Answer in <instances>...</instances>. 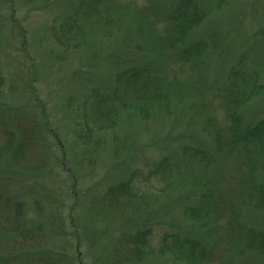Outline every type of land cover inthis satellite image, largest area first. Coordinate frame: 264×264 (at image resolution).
Instances as JSON below:
<instances>
[{
    "label": "trees",
    "instance_id": "obj_1",
    "mask_svg": "<svg viewBox=\"0 0 264 264\" xmlns=\"http://www.w3.org/2000/svg\"><path fill=\"white\" fill-rule=\"evenodd\" d=\"M62 2L71 5L62 13L63 34L72 32L67 31L69 18L83 20L80 32L94 17L106 26L104 35L115 36L114 46L118 43L109 54L85 56L70 73L73 80L67 81L80 87L72 86L77 91L70 96L77 104H72L75 114H68V131L75 143L88 145L93 152L99 145L95 132L114 131L123 116L148 125L159 119L164 125L172 116L177 125L186 118L196 102L189 99L191 95L184 100L188 81H179L174 70L201 65L220 34L215 28L211 32L201 28L213 26L210 14L233 0ZM73 41L80 45V39ZM120 46L124 52H138L127 57L119 53ZM96 63L104 64L107 73ZM230 78L209 85L215 102H203L204 114L196 108L195 116L188 118L187 124L193 125L188 141H183L185 134L181 139L167 134L163 139L168 140L156 137L153 141L161 143H151L162 155L149 159L146 177L156 175L182 187L174 196L169 194L162 210H154L163 225L157 246L148 238L158 214L143 212L129 222L119 211L131 203L133 176L141 172L140 163L132 168L133 155L127 154L113 162L111 175L102 177L100 198L111 205L113 220L122 223L108 235L98 264H264V111L255 108L264 104V77H245L239 86L230 85ZM10 90L0 64V264H88L84 255L94 236L90 233L88 244L83 234L93 218L92 201L84 196L85 189L79 198L77 173L65 166L59 124H50L35 88ZM86 158L88 167L91 158ZM83 159L81 155L77 160ZM183 162L190 166L187 185L182 180L186 173L180 171ZM54 165L62 170L54 176L59 192L51 194L44 184L51 177L44 175L52 174ZM66 196L71 199L65 201ZM76 211L77 216L71 215ZM169 211L174 217L168 218ZM78 217L83 230L73 220Z\"/></svg>",
    "mask_w": 264,
    "mask_h": 264
},
{
    "label": "rangeland",
    "instance_id": "obj_2",
    "mask_svg": "<svg viewBox=\"0 0 264 264\" xmlns=\"http://www.w3.org/2000/svg\"><path fill=\"white\" fill-rule=\"evenodd\" d=\"M138 2L141 4L140 0ZM70 10V3L63 6L62 0H0V64L5 77V87L11 89L9 92L21 93L25 87L28 90L35 88L39 97L44 100L50 124H59V129L56 130L65 143L67 158L65 166L71 167L75 175L77 173L75 188L79 198L83 197L85 189L84 196L88 201H92L93 206V218L89 227L84 230L83 238L89 244L90 240L87 238L90 233H93L92 241L94 242L88 247L84 257L88 264H98L97 257L107 249L106 245L113 229L122 223L121 220H113V213L109 207L111 205L104 204L100 198L104 190L102 177L111 175L113 162H120L127 154L133 155L132 168H135V162L137 165L140 163L141 172L133 176L134 195L131 203L124 205L119 211L129 222L134 216L142 217L143 212L144 214L148 212L149 216L158 214L157 219L155 218L158 224L151 225V234L148 238L153 246H157L163 225L160 222V213L158 211L154 213V210H160L164 206L161 204L169 194L172 193L174 196L182 190V187L173 186L169 180L164 181L156 175L146 177V172L150 169L149 159L158 157L160 154L157 150L160 147L151 146V143L156 137L160 140H168L169 138L163 139L167 134L179 139L182 138V134H185L183 141H188L186 138L193 128L192 124H187L188 118L195 116L196 108L201 115L204 114L203 102L209 105L215 102L207 91L209 85H221L224 77H231L229 83L235 86L242 84V79L245 77H262L263 80L264 30L261 29H264V0H233L231 5H223L221 9L215 10L213 15L210 14L209 22L212 21L213 26L211 24V26H205L201 28V31L211 32L213 28L218 29L220 34L216 38L217 46L207 48L202 56L201 65L194 69L185 66L174 70L179 81H188L187 95L184 94V100L186 96L191 95L189 99L196 102L194 104L196 106L192 107L183 121L174 125L172 116L164 125H162L163 119L148 125L135 120L129 121L123 116L114 131L95 132L94 137L99 138V145L95 146L93 152L90 146L75 143L68 131L69 115L75 114L72 104H77L70 95L80 87L67 81L73 80L69 78L70 73L85 60V56L109 54L118 46V43L116 42L114 46L115 36L104 35L103 30L106 26L96 22L94 17L82 27L80 32L83 20L69 18L67 31L72 32L63 34L60 24L62 23L66 29V22L62 18V13ZM107 29L113 31L112 26H108ZM124 36L126 38V35ZM74 38L80 39V45L74 44ZM65 43L71 47L69 48ZM117 49L120 54L127 57L138 52L129 51V49L124 52L121 46ZM241 55L243 58H240ZM96 65L102 72L107 73L104 64L96 63ZM232 69L236 72H232ZM72 86H75L77 90H72ZM255 108L257 111H264V104H257ZM174 121L176 124V120ZM160 140L153 142L161 143ZM174 144L175 141L172 140L170 145ZM81 155L84 159L77 160ZM86 156L91 158L88 167H85V164L89 162ZM172 161L175 160H170V163H173ZM61 170L54 165L52 174L44 175L45 178L51 177L50 180L44 181L45 185L50 186L51 194L59 192L60 184L54 176ZM172 170L166 171L167 176L171 175ZM180 171L186 173L182 180L187 185L190 166H186L183 162ZM223 174L226 178L230 176L227 172ZM69 199L71 198L65 197V201ZM102 199L106 200V198ZM31 211L28 209L27 212L31 214ZM67 212L69 208L65 206L64 213L67 214ZM96 212L99 213L97 216ZM34 213L33 211L32 215ZM77 213L78 211L71 215L77 216ZM172 215L173 213L169 211L168 218L174 217ZM56 216L55 213V218ZM73 220L83 230L84 224L81 218ZM67 238L72 240L71 236ZM72 242L75 243L74 239Z\"/></svg>",
    "mask_w": 264,
    "mask_h": 264
}]
</instances>
